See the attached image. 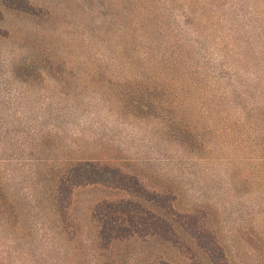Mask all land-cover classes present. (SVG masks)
Instances as JSON below:
<instances>
[{"label":"rangeland","instance_id":"1","mask_svg":"<svg viewBox=\"0 0 264 264\" xmlns=\"http://www.w3.org/2000/svg\"><path fill=\"white\" fill-rule=\"evenodd\" d=\"M29 1L0 0V264H191L97 247L92 209L122 190L76 188L62 221L57 170L93 158L170 184L229 264H264V0Z\"/></svg>","mask_w":264,"mask_h":264},{"label":"trees","instance_id":"2","mask_svg":"<svg viewBox=\"0 0 264 264\" xmlns=\"http://www.w3.org/2000/svg\"><path fill=\"white\" fill-rule=\"evenodd\" d=\"M1 2L8 9L36 14L29 0ZM236 85L244 88L241 81L236 80ZM245 95L238 93L237 97L243 99ZM56 176L52 208L67 226L70 225L76 188L102 185L129 195L128 198L105 199L94 205L91 222L96 229L97 247L101 250L115 249L134 240H157L178 249L191 264H206L192 252V245L201 251L209 264H229L224 247L208 225L207 212L204 209L178 210L176 194L170 184H158L154 179L96 158L69 161L58 168ZM2 204L13 206L0 193V207Z\"/></svg>","mask_w":264,"mask_h":264}]
</instances>
